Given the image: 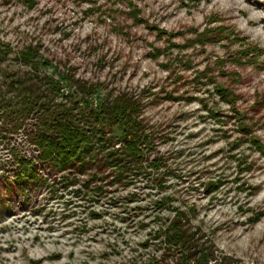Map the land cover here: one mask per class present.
Returning a JSON list of instances; mask_svg holds the SVG:
<instances>
[{
    "label": "rangeland",
    "instance_id": "1",
    "mask_svg": "<svg viewBox=\"0 0 264 264\" xmlns=\"http://www.w3.org/2000/svg\"><path fill=\"white\" fill-rule=\"evenodd\" d=\"M33 1L0 0V47L9 49L0 95L11 75L27 74L53 81L59 97L74 91L73 79L96 87L94 104L137 96L142 155L158 164L161 186L113 183L99 162L56 170L22 131L6 133L0 264H181L157 235L172 209L186 213L216 257L264 264V155L248 140L264 145V0ZM28 47L34 67L15 58Z\"/></svg>",
    "mask_w": 264,
    "mask_h": 264
},
{
    "label": "trees",
    "instance_id": "2",
    "mask_svg": "<svg viewBox=\"0 0 264 264\" xmlns=\"http://www.w3.org/2000/svg\"><path fill=\"white\" fill-rule=\"evenodd\" d=\"M25 1L29 7L34 4L33 0ZM128 7L134 22L144 23L138 17V9L130 4ZM155 31L164 34L159 29ZM201 37L207 39L205 35ZM8 50L0 47V66L7 59ZM15 58L23 66L34 67L38 61L37 53L31 47L18 52ZM4 79H9V76L4 75ZM71 83L74 91L59 97V87L46 77L11 75L10 80L4 83L5 91L0 95V142L6 138V133L22 131L27 141L38 150V160L49 162L56 170L63 172L73 164L82 168L99 162L113 174V183L130 186L145 181L161 186L159 174L153 175L159 168L158 164H145L142 155L146 136L140 119L143 110L141 100L129 93H118L113 96L108 94L94 104L95 86L74 79ZM216 91L226 103L233 105L230 93L223 88ZM29 120L32 127L26 130ZM240 127L248 133L244 125ZM248 140L264 155V145L256 137L250 135ZM97 177L93 174L91 180ZM209 185L210 189L214 188L216 181ZM97 189L102 187L98 185ZM164 201L168 202V198H161V202ZM172 211V218L163 230L157 231V235L162 237L166 250L179 253L181 264H233V260L226 255L216 257L211 243L198 235V229H193L186 213L179 209ZM261 215L260 212L254 213L249 221L256 223Z\"/></svg>",
    "mask_w": 264,
    "mask_h": 264
}]
</instances>
